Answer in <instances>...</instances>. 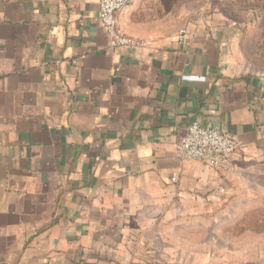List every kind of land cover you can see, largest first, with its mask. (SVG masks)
Returning <instances> with one entry per match:
<instances>
[{
  "label": "crops",
  "instance_id": "crops-1",
  "mask_svg": "<svg viewBox=\"0 0 264 264\" xmlns=\"http://www.w3.org/2000/svg\"><path fill=\"white\" fill-rule=\"evenodd\" d=\"M100 2L0 0V264H239L264 201L254 19L134 0L117 18L140 45L113 47ZM193 123L237 139L227 169L177 156Z\"/></svg>",
  "mask_w": 264,
  "mask_h": 264
},
{
  "label": "built area",
  "instance_id": "built-area-1",
  "mask_svg": "<svg viewBox=\"0 0 264 264\" xmlns=\"http://www.w3.org/2000/svg\"><path fill=\"white\" fill-rule=\"evenodd\" d=\"M134 0H101L100 20L113 47L136 48L140 43L120 28L117 14ZM237 139L214 126L193 123L176 143V154L182 159L200 160L215 168L227 169L237 149Z\"/></svg>",
  "mask_w": 264,
  "mask_h": 264
},
{
  "label": "rangeland",
  "instance_id": "rangeland-1",
  "mask_svg": "<svg viewBox=\"0 0 264 264\" xmlns=\"http://www.w3.org/2000/svg\"><path fill=\"white\" fill-rule=\"evenodd\" d=\"M236 8L229 7L227 11L237 18L251 17L254 22L248 25V38L244 47L247 64L255 71L264 70V0H239ZM228 13V14H229ZM263 34V35H262ZM248 47V48H247ZM259 209L247 216L239 217L238 227L234 233L237 236V246L241 258L239 264H264V201L256 200Z\"/></svg>",
  "mask_w": 264,
  "mask_h": 264
}]
</instances>
